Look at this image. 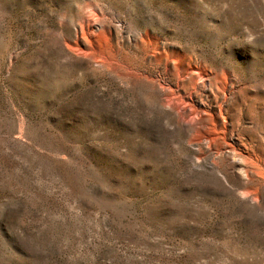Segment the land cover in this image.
<instances>
[{
    "label": "rangeland",
    "instance_id": "374dc122",
    "mask_svg": "<svg viewBox=\"0 0 264 264\" xmlns=\"http://www.w3.org/2000/svg\"><path fill=\"white\" fill-rule=\"evenodd\" d=\"M0 264H264V0H0Z\"/></svg>",
    "mask_w": 264,
    "mask_h": 264
}]
</instances>
